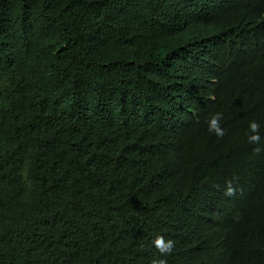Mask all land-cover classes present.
<instances>
[{
    "label": "trees",
    "instance_id": "trees-1",
    "mask_svg": "<svg viewBox=\"0 0 264 264\" xmlns=\"http://www.w3.org/2000/svg\"><path fill=\"white\" fill-rule=\"evenodd\" d=\"M156 235L264 264V0H0V264H151Z\"/></svg>",
    "mask_w": 264,
    "mask_h": 264
},
{
    "label": "clouds",
    "instance_id": "clouds-1",
    "mask_svg": "<svg viewBox=\"0 0 264 264\" xmlns=\"http://www.w3.org/2000/svg\"><path fill=\"white\" fill-rule=\"evenodd\" d=\"M223 119V114L221 112L213 113L208 121V131L214 133L217 137H222L224 135V130L221 127V120ZM261 125L257 120L253 119L248 122V129L250 135L248 136L249 143H258L261 139L259 135V129ZM259 151V149H256ZM225 194L232 195L234 189L232 187V181H228ZM153 246L157 250L158 255L151 260V264H167L165 257L170 255L174 249V241L172 239H165L162 235H156L152 241Z\"/></svg>",
    "mask_w": 264,
    "mask_h": 264
}]
</instances>
